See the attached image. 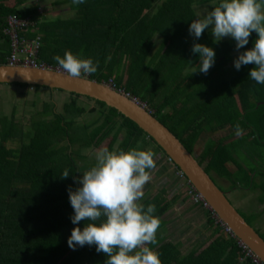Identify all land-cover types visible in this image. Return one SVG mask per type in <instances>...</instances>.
Wrapping results in <instances>:
<instances>
[{
    "label": "trees",
    "instance_id": "trees-1",
    "mask_svg": "<svg viewBox=\"0 0 264 264\" xmlns=\"http://www.w3.org/2000/svg\"><path fill=\"white\" fill-rule=\"evenodd\" d=\"M8 1L0 0V65L8 64L11 51L4 33L7 19L13 15L31 18L36 31L29 36L40 35L43 42L40 63L58 67L53 57H63L66 51L99 62L95 74L82 75L98 83L112 80L118 90L147 103L151 114L195 155L214 182L218 177L229 182V190L258 192V202L264 205V168L246 171L235 154L245 143L251 145L252 152L264 147V85L250 80L249 75L255 65L236 70L231 65L236 43H215L211 31L189 40L190 25L198 19L195 7L217 0H85L78 6L63 0L54 4H69L75 15L50 21L44 20L37 7L21 8L26 0H16L14 5ZM157 37L162 40L152 55ZM257 39L253 32L249 44L240 50L252 49ZM194 43L216 53L207 74L198 71L200 55L192 52ZM191 66L178 83L177 78ZM172 80L177 81L175 91L164 94L162 90ZM188 90L192 92L186 93ZM69 95L72 99L62 112L45 103L29 130H24L14 115L5 120L0 139V264H105L106 255L98 253L95 245L75 250L68 246L73 228L85 225L84 221L72 223L74 210L68 193L69 187L82 186L74 177L82 178L93 166L80 165L83 152L101 147L112 150L117 144L128 151L139 141L140 150L155 149L166 156L135 122L116 109L88 97ZM81 98L93 101L94 107L81 105ZM86 113L91 118L81 126L78 121ZM237 124L243 132L236 141H208L197 155L203 133L230 128L234 135ZM261 158L264 161L262 153ZM66 169L69 177L61 179ZM158 202L151 199L142 204H155L154 215L160 218L165 208H157ZM257 218L251 217L254 222ZM252 220L247 222L254 225ZM160 242L148 246L160 254L162 264H255L251 259L240 262L242 250L233 238L219 237L199 255L188 256H182L176 245Z\"/></svg>",
    "mask_w": 264,
    "mask_h": 264
},
{
    "label": "clouds",
    "instance_id": "clouds-1",
    "mask_svg": "<svg viewBox=\"0 0 264 264\" xmlns=\"http://www.w3.org/2000/svg\"><path fill=\"white\" fill-rule=\"evenodd\" d=\"M72 2L78 6L85 0ZM210 26L215 43L230 36L237 42V51L249 44L253 32L258 34L254 47L240 53L234 67L240 70L242 66L254 64L250 80L264 85V0H220L203 18L193 20L189 33L199 39ZM192 52L200 55L198 71L207 74L215 64V51L194 43ZM53 59L71 79L95 74L99 68V62L82 59L72 51ZM235 127L236 135H241L243 130L239 124ZM141 147L139 141L128 151L118 144L112 150L101 147L94 152V165L82 173V178L74 177L82 186L68 189L74 210L71 221L74 225L84 221L85 225L83 229L73 228L69 248L95 245L98 253L106 255L105 264H162L160 254L148 246L158 245L161 220L154 215L156 205L145 207L140 203L145 185L151 181V172L157 166L156 153L151 149L140 150ZM68 177L66 169L60 178Z\"/></svg>",
    "mask_w": 264,
    "mask_h": 264
},
{
    "label": "water",
    "instance_id": "water-1",
    "mask_svg": "<svg viewBox=\"0 0 264 264\" xmlns=\"http://www.w3.org/2000/svg\"><path fill=\"white\" fill-rule=\"evenodd\" d=\"M2 84L62 90L68 94L74 93L103 102L116 109L155 141L187 181L203 195L222 221L264 263V238L237 210L227 193L207 174L195 155L146 108L106 83H98L84 76L71 79L67 73L54 69L0 65V85Z\"/></svg>",
    "mask_w": 264,
    "mask_h": 264
},
{
    "label": "crops",
    "instance_id": "crops-1",
    "mask_svg": "<svg viewBox=\"0 0 264 264\" xmlns=\"http://www.w3.org/2000/svg\"><path fill=\"white\" fill-rule=\"evenodd\" d=\"M9 2L10 1H8V3ZM37 9L39 8L37 7ZM40 15L42 16L43 14L40 13ZM158 46L159 44L156 48H158ZM191 70L192 69L188 67L186 70H184V72L187 71L186 74H188ZM199 87H201L200 84L198 85V88ZM22 89L23 91H27L33 88L29 89L22 87ZM15 90L18 89L16 88ZM50 92L51 94H53L57 91ZM63 93L67 94L66 92ZM66 98H69L66 103H69V101L72 99L69 94L66 96ZM82 101L83 98L80 99L81 105L88 106L85 104V102ZM50 105L55 109L54 104ZM93 107L94 106L91 105L89 109ZM86 115L88 114L86 113ZM33 119L34 117L32 118V120ZM87 121L88 119L78 122V124L82 126L85 125ZM226 130L227 129L219 130L217 132H211L207 130L205 133H203V137L200 139V141L204 140L205 145L208 141L217 143L221 141L222 138L216 140L215 138H213V135ZM228 139H230V136H227L225 138V140ZM232 141L233 140L225 143H230ZM91 150L95 151L96 149ZM151 150L156 153V157L154 159L156 160L157 166L151 172V181L145 185L144 197L142 198L140 203L147 202L151 199H158L159 202L157 203V208L158 206L160 207V209H162L163 207L165 208L160 217L161 226L157 232V240L161 241V244L172 243L176 245L180 249L182 256H188L192 253H194L195 255H199L219 237L229 239L224 230L211 217L210 213L201 205L194 203L189 197L188 181L186 178L181 176V171L163 153L155 149ZM85 158L90 159L88 155L83 156V159ZM224 185L230 188V185ZM229 188L227 190V195L233 202L237 210L239 212L241 210L245 213L252 214L251 217L257 216L258 218L255 220V225H253V227L256 230H259V228L264 230V205H261L258 202L259 193H256L254 195V201L251 200L252 203L255 204L256 198L258 204L254 206L252 205L251 201L245 202L248 199L251 190H229ZM229 194L233 196L234 200L230 197ZM212 221L214 225L212 224ZM259 231L261 234H263L261 230ZM245 261H241L240 259V262L242 263Z\"/></svg>",
    "mask_w": 264,
    "mask_h": 264
},
{
    "label": "rangeland",
    "instance_id": "rangeland-1",
    "mask_svg": "<svg viewBox=\"0 0 264 264\" xmlns=\"http://www.w3.org/2000/svg\"><path fill=\"white\" fill-rule=\"evenodd\" d=\"M60 2L63 0H26L23 3V7L22 8H32V7H38L39 12L43 13V17L45 20H56V19H69L71 17H73L75 15V12H73L70 8H69V4L63 2L62 4L59 5H55L54 2ZM219 0L208 3V4H204L201 6H196V12L198 15V18H203V16L208 12L213 10V6L218 5ZM16 3V0H10V2L8 3L9 5H14ZM205 31L210 32L211 31V26L209 27V29H206ZM212 38L215 39L214 36H212ZM195 39L194 36L190 35L189 40L192 42ZM162 38L161 37H157L155 40V44L156 47L158 44L161 43ZM220 41H228V42H235L237 43L234 38L228 36V37H224L222 40ZM154 48L152 55L156 52L157 48ZM242 50L236 51L235 53H233V61L231 63V65H234V61L235 59L238 58V56L240 55V53H242ZM192 69V66L190 67ZM187 71H185L183 74H181V76L178 79V83L179 81H183L184 77L187 75L186 74ZM184 86H190V84L185 83ZM177 87V81H169L165 87V89H163V93L164 94H171L172 92L175 91ZM18 90H15V89ZM30 89V88H29ZM192 91L188 90L186 93H190ZM67 94H64L63 92H55L53 94H51V92L47 89H41L38 92L35 91L34 89H30L27 91H23L22 87H16V86H12V85H6V84H2L0 85V139L1 137H3V133L4 130L6 129V119H10L12 115L15 116L16 121L19 122L24 130H29L30 129V124H31V120L34 117V119H38L40 118V112L42 113L43 110V106L45 103H49V104H54L55 110L57 112L62 111L64 104L68 101L69 98H66ZM85 102L86 107H89L91 105H95V103L93 101H89L88 99L83 98V101ZM88 114V113H87ZM86 116V118H85ZM83 117H81V119H79L78 122L81 121H85L86 119H90L91 115H85ZM91 131H93V129H91ZM227 136H230V139L225 140V138ZM240 135H233V132L230 128H228V130L223 131V132H219L216 133L215 135H213V138H215L216 140L222 138V142H229L231 140L236 141ZM245 145V147L241 148L238 153L235 152L237 159L239 160V162L245 167L246 171H249V169H260V168H264V161L263 158H261V153L264 154V147H261L259 149H256L255 151L252 152V147L249 143H245L243 144ZM203 146H205V142L204 140H201L199 143V147L197 150V155H199L201 149L203 148ZM97 150V149H96ZM260 151V152H258ZM94 152L95 151H84L83 152V156L88 155L90 157V159H83L80 160L79 163L80 165H94L95 163V159H94ZM257 152V153H256ZM259 180V178L257 179ZM222 180L218 177H215V182L216 184L221 188L222 191L227 193L228 190V186L224 185H230L229 182ZM224 183V184H223ZM242 192V191H241ZM258 194V192L255 191H251L250 195L248 196V199L245 202H249L251 200L254 201V195ZM230 197L233 199V196L231 194H229ZM256 197V196H255ZM234 200V199H233ZM252 203V201H251ZM258 204V202L256 201L255 198V204L252 203V205L256 206ZM258 209V207H257ZM240 210V209H239ZM240 212L243 214V216H245L247 218V220H252L251 219V215L249 213H245L243 211L240 210ZM254 225V221H251ZM259 230L262 231V233L264 234V230H262L261 228H259Z\"/></svg>",
    "mask_w": 264,
    "mask_h": 264
},
{
    "label": "built area",
    "instance_id": "built-area-1",
    "mask_svg": "<svg viewBox=\"0 0 264 264\" xmlns=\"http://www.w3.org/2000/svg\"><path fill=\"white\" fill-rule=\"evenodd\" d=\"M33 26L34 24L29 18L22 19L16 15L10 16L8 18L7 26L4 30L5 35L9 38L10 47H11L7 65L27 66L33 68H48V69L57 70L59 72H64V70L59 66L48 67L45 64L39 62L38 55L42 48L43 43L41 36H36L34 38L28 37L29 33L33 31ZM106 84L116 91H121L122 94L134 100L137 104L141 105L142 107L148 110L147 103L141 102L138 98L133 97L130 93H125L123 90H118L116 88L114 81L110 80L109 83ZM149 112L151 113V111ZM180 173L181 176L184 177L183 173L182 172ZM188 185H189L188 194L189 197L192 199V201L196 204L201 205L210 213L211 217L224 230V232L229 237V239L233 238L237 241L238 246L242 250L241 261L251 259L255 264H264L253 253V251L234 234L232 229L222 221V219L213 210V208L208 203V201L203 197V195L189 182Z\"/></svg>",
    "mask_w": 264,
    "mask_h": 264
},
{
    "label": "bare ground",
    "instance_id": "bare-ground-1",
    "mask_svg": "<svg viewBox=\"0 0 264 264\" xmlns=\"http://www.w3.org/2000/svg\"><path fill=\"white\" fill-rule=\"evenodd\" d=\"M25 19H26V18H25ZM29 19H30V20L33 22V24H34V26H33V31H32V32H33V34H35V33H34V31H36L35 22H34L31 18H29ZM7 20H8V19H7ZM32 32L29 33V35L32 34ZM29 35H28V37H30ZM38 36H40V35H38ZM31 38H34V37H31ZM42 43H43V42H42ZM42 46H43V45H42ZM38 56H39V55H38ZM87 78H88V77H87Z\"/></svg>",
    "mask_w": 264,
    "mask_h": 264
}]
</instances>
